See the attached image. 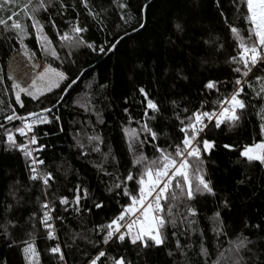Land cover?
Returning a JSON list of instances; mask_svg holds the SVG:
<instances>
[{"label":"snow or ice","instance_id":"obj_1","mask_svg":"<svg viewBox=\"0 0 264 264\" xmlns=\"http://www.w3.org/2000/svg\"><path fill=\"white\" fill-rule=\"evenodd\" d=\"M214 2L235 41V54L224 59L230 73L227 79L205 80L201 86L200 102L191 109L187 106L191 101L183 98L161 100L145 86L137 87L135 91L140 97L139 104L131 108L129 100L125 98L120 126L127 153L131 157L130 166L111 149L106 152L102 150L105 139L101 132L94 129L92 135L86 136L87 143L79 135L73 136L77 155L85 162L92 153L98 154L91 167L108 195L105 197L101 192L96 198L91 186L83 180L65 188L70 196L57 194L55 186L60 181L50 170L55 161L46 165L42 154L48 145L40 142L38 128L53 121L60 124L61 117L55 115L54 110L71 96L73 86L86 71L81 69L78 75L72 74L71 69L76 63L74 54L81 49L94 54L115 51L125 37L131 39V33L138 34L146 28L144 14L149 5L138 7V15L133 22V17L129 15L130 0H111L119 19L127 27L123 28V35L117 34L111 41L97 44L86 38L89 26L81 23L84 14L85 18L91 17L103 24L90 0H24L22 4L17 0H0V13H5L0 15V41L8 45L10 52L18 45L25 50L28 60L33 61L36 53L29 54L25 41L34 35L43 57H50L61 64L65 61L68 63V69L63 71L51 63L43 66L33 63L34 70H42L35 71L31 82L26 85L12 75L7 77L10 85L6 84L4 76L0 75V91L8 98L7 103L0 99L3 118L0 123V130H3L0 144L5 152L14 150L22 154L30 182L23 186L16 181L18 187L10 195L18 205L22 199L16 196L19 187H24L26 192L35 189L39 193L36 196L38 207L25 222L27 239L19 244L9 232V226L15 229L23 225L7 219V214L13 210L12 204L3 208L7 222L0 224V228L4 236L10 238V246L16 244L20 247L24 264H42L38 239L52 242L45 249L48 264H69L65 248L77 246L79 239H84L94 251V254H85L83 264H139V259L145 258L146 251L162 247L169 249L166 254L174 258L175 264H209L211 254L204 243V231L199 227L198 204L209 197L219 200L208 220L211 221L212 232L220 236L226 235L227 229L221 210L230 209V201L227 197H218L213 181L206 175L204 157L210 156L217 147L234 150L232 144H218L213 133L221 130L222 126L240 129L250 125L251 118L255 116L257 122L254 130L259 139L243 145L237 164L245 169L253 166L264 168V0H229L237 18L248 25L243 30L247 35L229 22L221 0ZM21 12L23 20L20 19ZM73 13L74 16L71 15ZM174 28L178 33L185 32L183 23L176 22ZM204 43L208 44L209 41ZM223 48L222 42L217 43V54ZM58 49L64 52L63 57ZM180 78L187 80L188 76L180 75ZM62 82L65 87L61 89V95L49 100L48 94L54 88H59ZM213 96L214 99H209ZM24 98L40 107L19 114L17 106L25 108ZM79 103L85 111L94 112L97 124L105 123L103 112L91 105L90 101L85 99ZM182 104L185 106L182 107ZM257 104L260 105L259 110H256ZM169 112L171 115H168ZM169 120L173 121L170 127L180 133L179 137L163 133V127L168 126ZM63 130L61 125L60 131ZM43 135L47 136L48 133ZM64 163L66 165L67 161ZM250 181L245 171L237 183L245 185ZM119 198H125V203L121 204ZM89 200L92 201L91 205L88 204ZM110 203H114L118 211L95 224L92 229L95 238L74 233L66 234V240H61L56 222L63 225L66 213L83 217L93 209H105ZM244 227L264 232L260 224L245 223ZM261 240L264 241V237ZM255 244L247 235L239 233L229 241V248L219 252L211 264H264V259L254 251ZM133 254L138 259H134Z\"/></svg>","mask_w":264,"mask_h":264},{"label":"trees","instance_id":"obj_2","mask_svg":"<svg viewBox=\"0 0 264 264\" xmlns=\"http://www.w3.org/2000/svg\"><path fill=\"white\" fill-rule=\"evenodd\" d=\"M23 3L24 0H17ZM94 9L99 12V21L91 17L81 16V23L89 26L86 38L103 44L111 41L114 36L123 35V28L127 27L119 19V15L111 0H90ZM148 4L145 12L146 28L138 34L131 33V39L125 37L124 41L118 45L113 52L105 54H94L87 49H81L74 54L75 66L71 69L72 74L78 75L79 70L86 69L83 77L73 86L71 96L67 97L62 106L54 110L55 115L61 117L60 124L55 121L51 124L41 125L40 142L48 145L42 154L46 165L51 161L50 170L54 172L60 184L55 186L57 194L71 195L65 191L66 187L83 180L91 186L92 194L99 198V194L104 192V186L95 175L91 164L98 159V154L92 153L88 161L85 162L77 155L78 149L74 146L73 136L79 135L85 143L86 136L92 135L93 130L103 134L105 143L101 145L103 151L111 149L119 158L130 166L131 157L127 153L126 144L120 132L122 124L121 116L124 100L127 98L131 108H136L140 97L135 89L145 86L157 98L161 100L184 99L191 101L187 106L191 109L193 105H198L201 99L202 83L209 78L227 79L230 75L224 59L234 53L235 41L230 31L221 19L214 0H130L129 15L134 18L138 15V7ZM225 14L229 17V22L242 30V34L247 35L244 29L248 27L246 22L238 19L229 0H221ZM5 15V13H0ZM74 16L75 14H71ZM43 14H41L42 18ZM23 20V13H20ZM176 22L185 25V32L178 33L174 24ZM101 28L103 30H101ZM47 31V28H46ZM51 35V33H49ZM209 41L205 44L204 41ZM222 42L223 51L216 52L217 43ZM27 48L36 53V58L42 62L51 63L58 70L68 69V63L45 58L40 54L39 44L33 35L25 41ZM54 43H56L54 41ZM20 50L17 45L15 50L9 51L8 45L0 41V75L7 80V64L13 54ZM61 56L64 52L60 49ZM179 73V74H178ZM180 75L188 76L187 80L181 79ZM106 85V87H101ZM65 87L62 83L59 88L48 94L49 100H54L61 95V89ZM0 99L8 102L7 96L0 91ZM25 99V108L17 106V112L21 115L27 111L37 110L40 105L29 103ZM87 99L95 108L103 112L104 124L96 123L94 112L85 111L80 107L81 101ZM209 99H214L209 97ZM185 106L184 104L181 105ZM260 105L257 104L256 110ZM138 110V109H137ZM168 115H171L169 112ZM252 124L240 129H230L222 126L221 130L213 133L218 144L229 143L234 145L233 151H228L222 147H217L210 156H205L206 175L213 181L218 197H227L230 201V209L221 210L227 229L226 235H216L212 232L211 217L216 209L219 200L216 198L202 199L199 204V227L204 231V243L210 252L209 264L215 260L219 252H224L229 248V241L234 240L239 233L247 235L250 240L256 242L254 251L264 259V232L256 228H245L244 224H260L264 228V168L253 166L245 169L237 164L239 151L244 144L259 139L255 134L254 125L257 118L253 116ZM3 122L0 114V123ZM173 121H168V126L163 127L164 134H171L179 137L180 133L173 130L170 125ZM18 125L19 122H16ZM63 131H60V126ZM11 126V125H9ZM135 126V125H133ZM159 127V125H157ZM3 130H0L2 134ZM48 133L44 136L43 133ZM23 139V138H19ZM65 161L67 164L65 165ZM111 170V169H109ZM124 168H121V172ZM247 171L251 178L250 183L240 185L237 183L242 178V173ZM77 174L79 179H77ZM27 186V170L24 158L16 151L5 152L0 144V224L6 223L3 208L8 204L13 205V210L7 214V219L13 223L19 221L23 227L11 228L9 232L15 237L17 244L27 239L25 223L30 214L38 207L36 196L39 193L33 191L26 192L24 187H19L16 192L18 198H22L17 205L10 195L18 186ZM105 197L107 193L104 192ZM120 203H125V198H119ZM89 200L88 204L91 205ZM118 211L114 203L108 204L103 210L93 209L91 213H86L83 217L66 213L67 217L63 225L56 222L58 234L62 241L66 240V234L80 233L94 237L92 229L96 223L105 221ZM39 227V225H37ZM43 233L41 232V235ZM69 242L70 241H66ZM52 242L38 239L37 245L41 251L42 264H48L49 257L45 251ZM11 240L4 236L3 229L0 228V264H24L20 252V247L16 244L10 246ZM169 249H152L144 253V259H139V264H175L174 258L167 256ZM69 264H83L85 254H94L91 246L84 239L78 240V245L72 248H65ZM134 259H138L133 254Z\"/></svg>","mask_w":264,"mask_h":264},{"label":"rangeland","instance_id":"obj_3","mask_svg":"<svg viewBox=\"0 0 264 264\" xmlns=\"http://www.w3.org/2000/svg\"><path fill=\"white\" fill-rule=\"evenodd\" d=\"M27 51L29 52V54L32 53V51L28 48ZM33 63H38L41 66L46 64L45 62L38 60L36 57L33 61H29L27 56L25 55V50L20 48L18 52L11 56L7 64V74L8 76L12 75L17 81L26 85L31 82V78L35 74V71L42 70V68L34 70L32 68Z\"/></svg>","mask_w":264,"mask_h":264}]
</instances>
